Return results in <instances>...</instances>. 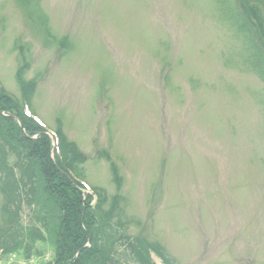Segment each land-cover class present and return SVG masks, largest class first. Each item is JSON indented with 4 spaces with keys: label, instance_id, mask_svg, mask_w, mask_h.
<instances>
[{
    "label": "rangeland",
    "instance_id": "obj_1",
    "mask_svg": "<svg viewBox=\"0 0 264 264\" xmlns=\"http://www.w3.org/2000/svg\"><path fill=\"white\" fill-rule=\"evenodd\" d=\"M262 56L264 0H0V85L16 99L17 72L34 85L29 111L76 145L98 214L119 208L113 240L151 264H264ZM31 187L8 229L0 185V233L44 241L0 246L2 264L54 261L60 215L39 176ZM119 245L118 264H138Z\"/></svg>",
    "mask_w": 264,
    "mask_h": 264
},
{
    "label": "trees",
    "instance_id": "obj_2",
    "mask_svg": "<svg viewBox=\"0 0 264 264\" xmlns=\"http://www.w3.org/2000/svg\"><path fill=\"white\" fill-rule=\"evenodd\" d=\"M241 13V16L247 18L246 13L242 11ZM243 21L245 22L244 19ZM250 26L246 19L242 29L251 34ZM258 72L264 82V61ZM16 77L21 91L20 99L11 96L0 86V112L3 113L0 114V185L7 212L8 229L18 225L17 217L23 190L29 186L34 196L31 186L37 175L43 181L45 190L60 215L57 228L50 231L49 242L55 249L54 261L51 264H118L117 243H120L119 247L131 257L139 253L138 264H151L149 258L147 259L148 251L140 253L129 237L119 234L113 240L115 235L112 233L116 234L121 224L115 223V226L111 227L110 223L118 217L119 208L113 204L107 212L101 216L98 214L101 206L105 205L106 198L95 193L96 201L91 205L94 196L84 195L82 186L76 180L80 175L78 164L82 160L81 153L75 144L66 140L58 127L54 130L56 147L53 155L51 138L41 126L24 113L35 90L34 85L24 81L21 71L17 72ZM19 124L25 135L22 134ZM7 149L19 160L14 167L7 163ZM21 161H24L22 166L19 163ZM15 171L20 173V177L17 178ZM102 220L106 221V227L107 224L110 227L105 229L101 224ZM6 232L0 233V246L9 251L25 248V252L28 253L32 242L44 241L40 231L33 228L26 235L28 243L24 245L20 240L9 247ZM152 248L158 253L155 247Z\"/></svg>",
    "mask_w": 264,
    "mask_h": 264
},
{
    "label": "bare ground",
    "instance_id": "obj_3",
    "mask_svg": "<svg viewBox=\"0 0 264 264\" xmlns=\"http://www.w3.org/2000/svg\"><path fill=\"white\" fill-rule=\"evenodd\" d=\"M240 6L242 5L240 2L238 3ZM248 10V8H244V6L242 5L241 7H240V11H242V12H244V13H246L247 11L246 10Z\"/></svg>",
    "mask_w": 264,
    "mask_h": 264
},
{
    "label": "water",
    "instance_id": "obj_4",
    "mask_svg": "<svg viewBox=\"0 0 264 264\" xmlns=\"http://www.w3.org/2000/svg\"><path fill=\"white\" fill-rule=\"evenodd\" d=\"M0 114H2V113L0 112Z\"/></svg>",
    "mask_w": 264,
    "mask_h": 264
}]
</instances>
